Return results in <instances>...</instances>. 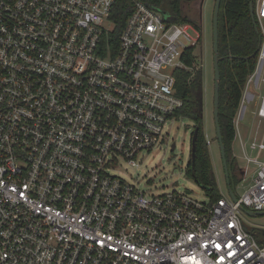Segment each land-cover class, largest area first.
Wrapping results in <instances>:
<instances>
[{"label": "built area", "instance_id": "built-area-1", "mask_svg": "<svg viewBox=\"0 0 264 264\" xmlns=\"http://www.w3.org/2000/svg\"><path fill=\"white\" fill-rule=\"evenodd\" d=\"M254 2L262 41L240 114L258 100L263 120ZM201 40L164 1L0 0V264H264V229L241 217L264 212V132L240 135L255 169L236 201L154 193L119 170L169 141L184 105L175 70Z\"/></svg>", "mask_w": 264, "mask_h": 264}, {"label": "trees", "instance_id": "trees-1", "mask_svg": "<svg viewBox=\"0 0 264 264\" xmlns=\"http://www.w3.org/2000/svg\"><path fill=\"white\" fill-rule=\"evenodd\" d=\"M164 1L168 11L177 22H192L202 29L199 15L191 17L184 12L186 0ZM254 0H222L219 17V55H220V125L230 172V185L239 184L244 171L233 153V144L237 137L236 117L240 110L245 85L254 73L258 62V51L262 40L259 27L255 26L250 4ZM113 14L117 26L112 36L118 37L126 21L128 10L123 4ZM255 6V2H254ZM197 18V19H196ZM197 46L188 48L182 60L183 68L175 70L176 93L183 99L184 105L177 111L178 118H188L194 122L195 151L187 166V175L193 178L205 190L213 201L222 196L215 179L209 154V144L204 128L205 92L203 67L195 54ZM217 139V137H216Z\"/></svg>", "mask_w": 264, "mask_h": 264}, {"label": "rangeland", "instance_id": "rangeland-1", "mask_svg": "<svg viewBox=\"0 0 264 264\" xmlns=\"http://www.w3.org/2000/svg\"><path fill=\"white\" fill-rule=\"evenodd\" d=\"M215 3L216 0H192L185 2L184 12L189 13L191 17H196L195 14L197 12H199L198 15L200 14L198 20L202 27V40L197 45L195 54L201 62L200 66L203 67L205 92L204 128L208 139L211 141L209 144V154L217 186L223 196H228L229 186L226 180L220 145L216 139L213 114L215 90L213 16ZM250 90L253 93L259 92V88L256 85H253ZM258 102V100H255L254 103H246V112L241 118L242 103L236 117L237 137L233 144V153L244 174L246 168H248V180L233 185V190L238 195L250 183L249 178L255 169L254 164H248L243 159L244 155L241 150L240 135L244 138V141L249 143L256 136L262 138V133L264 132V119L261 120L257 115ZM168 131L170 132L169 141L150 153H143L139 158V166L133 167L124 163L119 170L129 180H139L140 185L144 189L154 193L159 194L173 190L188 191L195 198L205 200L208 198L206 190L187 175V166L192 152L191 136L194 131V122L183 117L173 122L171 129ZM173 141L176 142L174 150L172 149ZM256 154L255 150L248 148L247 155L249 157H255ZM241 217L248 227L264 229V214L249 215L243 211Z\"/></svg>", "mask_w": 264, "mask_h": 264}, {"label": "water", "instance_id": "water-1", "mask_svg": "<svg viewBox=\"0 0 264 264\" xmlns=\"http://www.w3.org/2000/svg\"><path fill=\"white\" fill-rule=\"evenodd\" d=\"M221 4L222 0H216L215 3V8H214V16H213V45H214V74H215V90H214V123H215V128H216V137L220 145V150H221V156H222V161L224 164V169H225V175H226V180L227 184L229 186V194L231 197L236 201L237 196L235 194V191L230 185V172H229V167H228V162H227V156H226V150L223 142V135H222V130H221V125H220V118H219V106H220V78H221V73H220V55H219V17H220V10H221ZM250 9L251 13L253 16L254 24L257 27L256 19H255V13H254V1L251 2L250 4ZM262 41V40H261ZM261 45V44H260ZM260 49V47H259ZM197 137V130L194 133V136L192 137V155L194 154L195 151V139ZM176 147V144H173V148ZM243 211L248 213L249 215H257V214H264V212H253L251 210H248L246 208H243Z\"/></svg>", "mask_w": 264, "mask_h": 264}, {"label": "flooded vegetation", "instance_id": "flooded-vegetation-1", "mask_svg": "<svg viewBox=\"0 0 264 264\" xmlns=\"http://www.w3.org/2000/svg\"><path fill=\"white\" fill-rule=\"evenodd\" d=\"M189 1H192V0H186L185 2H189ZM197 1H198V0H197ZM174 143L176 144V142H173V144H174ZM173 144H172V149L174 150L176 147L173 148Z\"/></svg>", "mask_w": 264, "mask_h": 264}, {"label": "crops", "instance_id": "crops-1", "mask_svg": "<svg viewBox=\"0 0 264 264\" xmlns=\"http://www.w3.org/2000/svg\"><path fill=\"white\" fill-rule=\"evenodd\" d=\"M206 137L208 138V136L206 135ZM236 140V139H235ZM235 142V141H234Z\"/></svg>", "mask_w": 264, "mask_h": 264}]
</instances>
